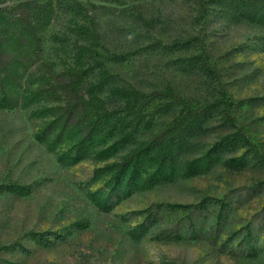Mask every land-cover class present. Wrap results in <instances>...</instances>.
Returning a JSON list of instances; mask_svg holds the SVG:
<instances>
[{
	"label": "rangeland",
	"instance_id": "obj_1",
	"mask_svg": "<svg viewBox=\"0 0 264 264\" xmlns=\"http://www.w3.org/2000/svg\"><path fill=\"white\" fill-rule=\"evenodd\" d=\"M80 1L82 12L94 17L103 56L123 55L106 63L118 85L144 92L170 86L182 96L209 100L226 94L238 125L259 151L242 147L231 155L248 161L243 169L218 164L137 190L109 182V175L95 176V167L104 162L94 156L78 159L69 145L51 144L43 126L52 119L55 102L0 108V264H264V26L217 6L199 20L197 0ZM84 17L60 9L42 35L44 58L57 71L74 61L78 44L87 42L75 31L88 23ZM196 36L204 38L218 78L187 64L198 53L194 43L168 47ZM96 78L94 73L91 79ZM171 118L160 116L146 135ZM220 123L210 121L214 129L204 142L212 145L232 131ZM203 199L210 222L222 214L214 237L160 239L157 234L168 222L155 223L140 239L131 237L151 204ZM42 232L50 233V244L35 239Z\"/></svg>",
	"mask_w": 264,
	"mask_h": 264
},
{
	"label": "trees",
	"instance_id": "obj_2",
	"mask_svg": "<svg viewBox=\"0 0 264 264\" xmlns=\"http://www.w3.org/2000/svg\"><path fill=\"white\" fill-rule=\"evenodd\" d=\"M197 4L199 20L217 6L236 18L264 26V0H197ZM83 6L80 0L0 1V108H18L41 99L55 102L52 119L43 126L44 136L53 146L69 145L78 159L94 156L103 161L95 167V176L109 175V182L118 186L144 190L205 173L218 164L234 170L246 167V159L231 155L242 147L259 151V145L238 125L229 96L209 100L182 96L170 86L144 92L118 85L106 63L118 61L123 55L103 56L104 45L94 17L82 12ZM60 9L85 15L88 23L75 27L87 42L78 44L74 61L57 71L44 58L42 35ZM193 43L198 53L193 63L187 64L196 63L200 71L218 78V71L208 62L203 37L166 46L175 49ZM88 59L91 61L86 65ZM94 73L97 78L92 80ZM33 83H37L34 88ZM166 114H172L171 121L147 136L157 119ZM215 118L232 131L209 145L202 137L214 129L209 123ZM7 189L20 193L14 187ZM205 203L206 199L195 204L153 203L130 235L140 239L155 223L168 222L170 225L157 234L160 239L214 237L222 214H216L210 222L202 212ZM76 224L85 227L82 222ZM49 234L34 236L40 244L48 245Z\"/></svg>",
	"mask_w": 264,
	"mask_h": 264
}]
</instances>
